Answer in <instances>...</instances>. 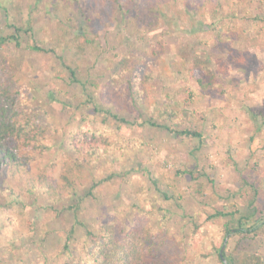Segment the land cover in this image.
I'll return each instance as SVG.
<instances>
[{"label": "rangeland", "instance_id": "rangeland-1", "mask_svg": "<svg viewBox=\"0 0 264 264\" xmlns=\"http://www.w3.org/2000/svg\"><path fill=\"white\" fill-rule=\"evenodd\" d=\"M122 2L0 0L1 36L32 28L0 43V80L47 129L41 152L18 154L57 183L75 154L77 196L95 184L75 211V195L57 202L0 182V264H81L99 243L77 221L111 233L114 260L128 241L158 264H223L227 241L236 264H264V0ZM58 56L77 62L80 82ZM165 106L177 115L158 116ZM187 129L201 137L177 132ZM217 210L225 216L209 218Z\"/></svg>", "mask_w": 264, "mask_h": 264}, {"label": "trees", "instance_id": "trees-1", "mask_svg": "<svg viewBox=\"0 0 264 264\" xmlns=\"http://www.w3.org/2000/svg\"><path fill=\"white\" fill-rule=\"evenodd\" d=\"M109 2L115 3L116 6L124 5L122 0H96L98 7H101V5L105 6ZM4 10L6 11V13H8L6 9ZM12 27L13 37H3L0 35L1 44L10 39H14L15 41H17V44H19L21 32L28 33L29 31H32V28L29 25L27 26V28L18 27L16 25H12ZM80 39H83L84 44V48L81 49L86 51L87 47L85 44L89 43V41L86 36H80ZM32 49L42 50L44 52H52V49L45 50L38 46H33ZM58 59L60 65L68 71L72 82H80L79 78L77 77V62L74 59H70L66 56H58ZM133 73H135V71H133ZM119 77L123 80L122 76ZM119 77H115V80L117 81ZM212 78L213 75H211V79ZM196 82L201 87L207 86L199 76L196 78ZM130 83V87H132V82ZM138 91L139 88L137 90V94H140V91ZM19 96L20 94L18 91L11 90V88L7 86L4 81L0 80V182H6V179L15 180L18 183H22L27 188L31 196L37 197L38 194L52 196L54 198V201L57 202L60 201L63 196L73 197L75 195L78 201L76 200L74 208L75 211H77V209H79L80 207V202L94 196L93 189L95 188V184H93L90 189L85 192L84 197H82V195L77 196V193L79 192L78 188L81 184V176L80 173H78V170H80L84 166V164L83 162L80 164L81 161L79 160V158H75V154L73 157H71V159H73L71 160V165L73 167H69L61 174L60 182L58 181V183L54 182L52 178L48 177L47 174H45V172L47 171L45 168L39 169L38 172L34 171V166L31 165L32 159L30 160V158L28 159V157H22L18 154L21 146L27 148L30 155L34 154L35 156L36 154L41 152V150L45 148V144L41 140L45 138L47 131V129L43 127V125L40 124L35 117L26 112H19ZM175 107L176 106H174V108H170V106H165L158 116L163 115L164 117L169 116L171 119L174 118L177 115V111L174 110ZM106 112L107 115L110 114L109 109H107ZM263 116V114H259V118H262ZM115 117L116 116H114V118ZM120 121L128 124L126 120L120 119ZM148 124L153 127L161 126L158 122L155 121H149ZM162 128L173 130L171 128L169 129V127L167 126ZM177 132L182 135L201 137V133L189 129ZM84 134H86L87 136L88 133ZM96 135L97 133L93 132L91 135V137L93 138L91 140H95L94 138L96 137ZM71 138L75 139L76 137L75 135H71ZM82 149L83 147L80 148L76 145L71 150L76 151L78 154H80ZM85 150L88 155L95 154V149H93V147ZM88 163H90V161ZM8 189L12 196L16 194L15 191L10 187H8L7 190ZM164 196L169 197L166 193H164ZM4 205L12 206V204L8 202H5ZM222 216H225V214H223L222 211L217 210L209 218H219ZM77 222L80 226H83L85 228L86 236L89 239V242H95V239H97L99 243V247H97L96 249L95 247L92 250H89L88 248L86 249L85 254L87 255V259L81 264H88L89 262H94L95 264H158V262L156 261L144 258L139 253L138 245L136 243L130 244L128 241L124 245L129 251H124L123 256L117 255V252L114 251L113 253H115L116 256V259L114 260L110 253L106 251V248H109L114 241L111 233L103 227L98 230L97 236L95 235V231L89 229L86 223L81 221ZM34 229V232L37 231L36 227ZM200 229H202L201 224L195 227L196 232L194 233L199 235ZM246 231V229H243L241 227L234 229L227 228L226 237L223 241H225V239L227 240V237L232 233L237 236H242ZM222 245L223 242L220 244V247L218 249L219 260L223 264H236L235 258L226 254V251L223 252L224 259L221 257L220 251ZM243 262L247 264H262V259L260 257L254 256L250 262L246 260H244Z\"/></svg>", "mask_w": 264, "mask_h": 264}, {"label": "water", "instance_id": "water-1", "mask_svg": "<svg viewBox=\"0 0 264 264\" xmlns=\"http://www.w3.org/2000/svg\"><path fill=\"white\" fill-rule=\"evenodd\" d=\"M226 242L227 241H225L224 242V244H223V246H222V248H221V251H220V255H221V257L224 259V257H223V252H224V248H225V246H226Z\"/></svg>", "mask_w": 264, "mask_h": 264}]
</instances>
